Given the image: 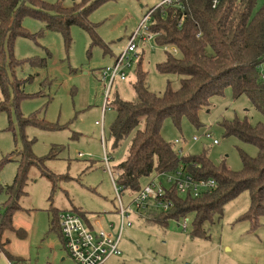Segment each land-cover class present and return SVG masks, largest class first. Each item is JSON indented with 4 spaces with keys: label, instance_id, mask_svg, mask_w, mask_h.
<instances>
[{
    "label": "rangeland",
    "instance_id": "374dc122",
    "mask_svg": "<svg viewBox=\"0 0 264 264\" xmlns=\"http://www.w3.org/2000/svg\"><path fill=\"white\" fill-rule=\"evenodd\" d=\"M41 1L70 7L73 1L79 0ZM162 1L106 0L87 16L97 43L93 42L89 30L72 25L69 47L60 33L46 30L44 22L30 16L23 19L22 28L33 37L15 40L13 57L24 64L14 70L13 76L25 81L21 90L33 96L15 105L12 94L8 112L0 111L1 211L7 199L5 187L14 181L24 141H32L31 153L44 160L41 165L29 167L24 194L18 199L21 210L13 214L12 227L25 231L26 239H18L13 234L1 238L2 244L7 242L3 247L11 255L22 256L30 264H76L61 243L58 223L54 230L51 229L55 219L53 213L63 210L74 213L79 210L90 220L101 219L102 228L112 224L110 230L117 234L118 200L111 177L115 179L113 168L124 159L128 141L119 149L110 150L108 129L115 112L109 109L105 116L102 115L105 89L99 72L113 64L142 19ZM262 2L258 0V6ZM137 52L141 69L147 74L145 86L149 91L162 94L167 84L178 89L177 76L161 75L155 70L156 64L166 60L163 47L153 39L137 41ZM132 58L134 63L127 80L113 83L108 102L114 95L123 101L134 100L132 84L138 59ZM34 59H45V65L42 68L32 66L30 60ZM260 69L264 75V63ZM209 101V107L199 108L194 113L199 127L183 117L177 128L169 118L164 121L160 134L175 150L182 149L181 156L205 152L215 165L223 162L229 171H241L240 154L255 158L259 149L252 142H244L233 135L227 137L222 123L237 117L256 124L263 118L253 110L246 97L233 100L230 89ZM19 116L33 124L21 128ZM101 119L103 130L96 125ZM43 121L60 127L43 129ZM205 130L210 132V140L203 135ZM101 135H106L107 139L105 151L111 157L110 173L103 162ZM193 137L199 138L198 142H193ZM215 139L217 144L212 145ZM176 140L180 144L175 143ZM172 175H151L143 180L142 187L155 181L168 189L170 185L166 179ZM134 195L126 190L119 194L125 206ZM249 201L248 192H242L227 203L221 218L203 225L206 237L202 239L190 238V226L183 232L175 220H170L168 228L164 229L144 226L134 218L137 214H131V226L124 227L119 243L121 255L110 257L108 264H264V217L257 230H252L248 222L238 220L248 211ZM64 257L66 262L60 261ZM0 264H12L1 249Z\"/></svg>",
    "mask_w": 264,
    "mask_h": 264
},
{
    "label": "trees",
    "instance_id": "16d2710c",
    "mask_svg": "<svg viewBox=\"0 0 264 264\" xmlns=\"http://www.w3.org/2000/svg\"><path fill=\"white\" fill-rule=\"evenodd\" d=\"M104 1L79 0L64 7L60 3L51 5L41 0H0V111L8 112L12 94L15 105L33 96L21 90L25 81L13 76L14 70L24 64L13 57L15 40L33 37L22 28L23 19L30 16L44 22L46 30L62 35L66 47L70 45L72 25L90 31L93 42L97 43L87 16ZM149 12V33L154 35L153 40L158 46L172 47L177 52L173 55L166 51V60L156 64L155 70L161 75L177 76L178 89L167 84L162 94L149 91L145 86L147 74L138 59L132 84L134 100L123 101L114 95L108 102L109 109L115 112L108 129L110 150H117L128 141L124 159L113 168L114 182L121 192L126 190L134 194L145 178L179 169L196 180L213 179L216 188L197 197L189 193L179 195L170 187L164 198L171 200L173 206L168 212L144 211L145 222L166 229L170 220L188 218L189 237L202 239L206 237L203 225L221 218L227 203L242 192H248V211L238 220L248 222L252 230H257L264 217V75L260 69L264 63V0L259 6L258 0H219L214 7L212 0H177L153 7ZM30 62L40 68L45 65V59ZM229 89L233 100L246 97L253 110L263 118L256 124L237 117L222 123L227 137L236 136L244 142L254 143L259 149L255 158L240 154L243 169L237 172L229 171L223 162L215 165L205 152L181 156L182 149L175 150L160 134L164 121L169 118L177 128L183 117L199 127L194 113L199 108L209 107L211 98L221 97ZM19 122L21 128L33 124L21 117ZM41 127L55 130L60 126L43 121ZM106 141L105 135L104 147ZM31 143L24 141L18 171L12 184L5 187L7 199L0 210V249L12 264L21 260L5 250L3 246L7 242L2 244L1 238L6 234L19 239L26 237L25 231L12 227L13 214L21 210L18 199L24 194L29 167L41 165L44 160L31 153ZM75 213L85 217L79 210ZM53 215L52 230L59 214Z\"/></svg>",
    "mask_w": 264,
    "mask_h": 264
},
{
    "label": "built area",
    "instance_id": "2783aa9c",
    "mask_svg": "<svg viewBox=\"0 0 264 264\" xmlns=\"http://www.w3.org/2000/svg\"><path fill=\"white\" fill-rule=\"evenodd\" d=\"M177 0H164L160 5L171 4ZM219 0H212V6L214 7ZM158 5V6H160ZM156 6V7H158ZM149 12L134 33L128 38L125 49L120 52L112 65L105 67L99 72L100 80L103 82L105 89L102 115L105 116V112L109 110L108 99L111 92V87L115 81H126L128 71L131 69L133 62L132 57H137V41L150 42L154 38V35L149 33ZM137 40V41H136ZM165 52L168 51L171 54H177L176 50L172 47L164 48ZM132 56V57H131ZM264 80V78H263ZM103 120L96 121V125L103 130ZM203 135L206 139H211V134L208 131H204ZM101 143L104 151L103 162L110 173V158L107 156V151L104 147V135H101ZM193 142H198L199 138L193 137ZM175 143L180 144L178 140ZM217 144V140L212 141V145ZM81 156V154H79ZM172 176L167 177V183L170 187L174 188L179 195H185L189 193L193 196H199L201 193H210L216 188V183L213 179H194L190 174L184 172L182 169L177 170ZM169 173H162L158 175H164ZM111 177V174H110ZM113 182L114 192L118 200L117 214L119 215V230L116 235L111 230L107 231L101 228L94 229L86 222L84 217L80 214H76L71 211L63 210L58 213L57 223L60 230V237L68 256L75 261L76 264H106L109 258L112 256H120V240L124 233V227L131 226L129 219L130 213H139L141 211L153 210L168 212L173 206L171 200L164 198L166 189L161 184H156L155 181L150 182L148 185L141 187L137 193L131 199L129 205L125 206L119 196L121 188ZM188 218L181 221H177L178 227L183 232L188 229ZM16 264H27L26 262L17 261ZM190 264V263H187Z\"/></svg>",
    "mask_w": 264,
    "mask_h": 264
},
{
    "label": "crops",
    "instance_id": "0c3cea01",
    "mask_svg": "<svg viewBox=\"0 0 264 264\" xmlns=\"http://www.w3.org/2000/svg\"><path fill=\"white\" fill-rule=\"evenodd\" d=\"M60 213V212H59ZM131 214H137L136 216H134V218H136L137 220H140L141 221V223L144 225V226H153V227H155V226H157V225H152V224H147L146 222H145V218L143 217V216H145V214H144V211H141V212H139V213H130V215H129V219H131ZM84 219L86 220V222L90 225V227H92V228H94V229H97L98 227L99 228H101V229H104V228H102V226H101V219H95V220H90L89 218H87V216L85 215V217H84ZM92 221V222H91ZM177 222V221H176ZM112 227V224H108V226L106 227V229H108L107 231H109L110 230V228ZM130 227V226H129ZM106 229H104V230H106ZM26 237H27V235H26ZM26 237L24 238V239H26ZM19 239V238H18ZM121 239H122V237H121ZM21 240H23V239H21ZM60 240H61V237H60ZM120 242H121V240H120ZM119 242V243H120ZM61 243H62V241H61ZM63 245V244H62ZM13 257H17L18 259H20L22 262H26L27 264H30L29 262H27L22 256H14V255H12ZM67 258H61V260L60 261H62V262H66L65 260H66ZM109 260H110V258H109ZM109 263V261L108 262H106V264H108ZM49 264V263H48ZM51 264V263H50ZM190 264H192V263H190Z\"/></svg>",
    "mask_w": 264,
    "mask_h": 264
}]
</instances>
